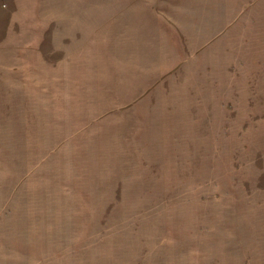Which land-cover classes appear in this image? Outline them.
Returning a JSON list of instances; mask_svg holds the SVG:
<instances>
[{
	"label": "rangeland",
	"instance_id": "1",
	"mask_svg": "<svg viewBox=\"0 0 264 264\" xmlns=\"http://www.w3.org/2000/svg\"><path fill=\"white\" fill-rule=\"evenodd\" d=\"M0 264H264V0H0Z\"/></svg>",
	"mask_w": 264,
	"mask_h": 264
}]
</instances>
